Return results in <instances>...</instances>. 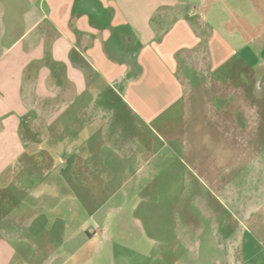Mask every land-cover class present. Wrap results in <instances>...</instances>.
<instances>
[{
	"label": "rangeland",
	"instance_id": "rangeland-1",
	"mask_svg": "<svg viewBox=\"0 0 264 264\" xmlns=\"http://www.w3.org/2000/svg\"><path fill=\"white\" fill-rule=\"evenodd\" d=\"M212 1L211 8H197L211 14L210 21L219 26L207 64L213 57L217 64L230 58L235 73L241 60L256 63L258 52L244 46L239 35L233 36L231 45L224 43V12L229 9L234 14L243 3ZM45 38H40L35 50L46 59L36 70L41 76L52 70L44 66L52 57ZM8 55L0 101V164L4 163L0 174V264H184L198 239L223 231V220L240 202L241 190L255 189L256 179L251 175L259 165L264 166L260 164L264 148L249 146L247 165H241L235 146L232 156L221 143L200 146L199 141L210 138L205 123L220 124L225 119L212 115L208 105L200 109L198 104H192L189 114L182 116L184 107L178 96L190 83L182 82L181 68L171 62L134 68L136 75L117 86L122 96L114 98L112 110L101 92L83 90L76 100L64 92H47L51 101L46 99L49 96L41 97L39 109L54 110L49 116L34 113L25 104L27 84L18 80L22 66L8 64L12 62L11 53ZM202 70L196 78L190 73L192 68L183 73L195 79L191 87L198 79L209 82L213 77L210 67ZM56 84L63 89L64 85ZM93 102L95 110L99 106L107 110H89ZM256 118L253 114V122ZM109 123L112 130H121L104 137L102 129ZM185 124L188 148L194 151L189 158L195 162L184 161L180 144L168 136L171 131L158 130L161 125L179 129ZM215 133L211 137L224 139L220 131ZM232 133L239 142V135ZM248 134L251 140L263 141L264 123L253 125ZM149 138L166 152L163 159L153 157L146 162L127 154L132 150L128 144H144ZM40 151L50 160L29 159ZM24 168L25 174L35 173L25 189L20 187ZM6 194L12 205L9 209ZM82 226L96 230L95 237L86 240L87 246L86 237L78 232Z\"/></svg>",
	"mask_w": 264,
	"mask_h": 264
},
{
	"label": "crops",
	"instance_id": "crops-1",
	"mask_svg": "<svg viewBox=\"0 0 264 264\" xmlns=\"http://www.w3.org/2000/svg\"><path fill=\"white\" fill-rule=\"evenodd\" d=\"M240 1L244 5L240 11L233 12L230 8L234 14L229 9L224 12V43L231 45L233 36L239 35L241 43L254 47L259 58L252 65L241 60L234 73L230 58L219 64L214 57L209 59L210 65L206 62L219 26L210 21L213 18L211 14L199 12L197 8H211L212 0H0V101L4 98V58L9 53L12 62L7 63L23 69L18 80L27 84L29 95L24 99L25 104L34 113L49 116L55 111L39 109L41 97L52 98L47 92H64L70 95L71 100H76L83 90L101 92L110 106L108 110H112L115 109L114 98L122 96L117 86L129 76L136 75L134 68L171 62L175 68H181L182 82L190 83L178 96L184 107L182 116L189 114L192 104H198L200 109L202 105H208L212 115L225 119L220 124L211 120L205 123L210 138L202 142L197 140L199 145L217 147V143H221L230 156L235 146L237 162L247 165L249 146L264 148V140L257 141L256 137L251 140L254 134H248L253 125L264 123V0ZM43 36L52 56L44 66L52 70L48 69L41 76L36 70L41 60L46 59L40 53L35 54V50H38ZM257 42L259 46L255 47ZM208 67L213 73L209 82L198 79V83L191 87L195 79L183 73L192 68L190 73L196 78L200 68L204 72ZM62 68H67V71ZM51 78L54 83L50 86ZM56 83L64 85L63 89ZM204 99L207 100L205 103L201 101ZM90 106L88 109L93 112L104 113L107 110L101 106L95 110L94 102ZM253 114L257 116L256 122L252 120ZM111 125L109 123L102 129L104 137L110 131L115 134L121 130L118 127L112 130ZM185 126L172 129L161 125V130H158L171 131L168 136L180 144L184 161L195 162V158H189L194 156V151H189ZM217 131L225 140L211 137ZM232 132L239 135V142L234 141ZM145 141L148 143L137 144L138 141H134V145L128 144V149L132 150L127 154L146 162L153 161V157L163 159L166 152L162 147L156 148V142L150 138ZM42 153L35 152L29 159L49 161L48 156ZM3 164H0V174L4 171ZM24 170L26 168L21 173ZM29 174L32 176L25 171L20 175V187L23 189L28 188L27 184L35 173ZM251 178L256 179L255 189L241 190L240 202H236L235 209H230L229 218L223 220V231L198 239V245L185 255L184 264H264V166L259 165ZM6 196V208L9 209L12 205L9 195ZM78 232L81 237H86L85 241L96 235V230L90 231L83 226ZM85 244L88 245L87 241Z\"/></svg>",
	"mask_w": 264,
	"mask_h": 264
}]
</instances>
